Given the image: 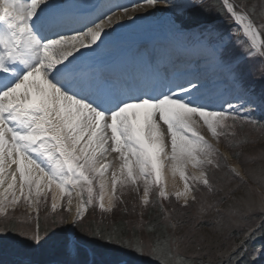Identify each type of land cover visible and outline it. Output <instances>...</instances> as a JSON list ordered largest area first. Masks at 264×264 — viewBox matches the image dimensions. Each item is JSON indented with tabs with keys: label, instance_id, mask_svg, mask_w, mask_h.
I'll list each match as a JSON object with an SVG mask.
<instances>
[{
	"label": "snow or ice",
	"instance_id": "snow-or-ice-1",
	"mask_svg": "<svg viewBox=\"0 0 264 264\" xmlns=\"http://www.w3.org/2000/svg\"><path fill=\"white\" fill-rule=\"evenodd\" d=\"M203 5L204 0H132L117 5V11L100 13L73 27V9L61 0H0V235L19 236L39 247L57 236L59 227L63 233L59 243L73 255H96L101 242L114 246L118 258L99 264H145L144 258L152 264H197L202 239L194 231L176 234L186 223L180 219L183 213L175 206L169 210L149 199L153 192L159 198H169L159 186L163 162H169L173 176L178 172L185 181L183 191L174 194L179 207L199 203L197 216L202 217L216 204L198 202V193H223L216 202L223 203L246 184L242 165L230 164V157L218 145L223 142L235 149L247 143L237 139L238 123L241 127L244 123L260 125L264 130V116L256 119L253 115L256 110L264 112V90L256 95L246 85L243 68L244 60L255 54L261 58L257 71L264 76V23L257 24L254 11L243 2L220 0L219 12L227 15L234 30L226 33L227 40L224 36L214 39L210 27L197 19ZM142 10L148 15L165 13L173 38L189 37L207 50L237 92L236 102L225 100L223 105L211 107L205 102L198 77L183 82L162 78L147 61L143 70L131 74H125L120 66L108 70L94 66L88 53L99 55L97 50L105 44L108 30H115L125 17L140 18L129 13ZM241 33L247 38L246 47L240 43ZM233 42L239 52L232 51ZM205 127L210 137L199 130ZM111 153L118 154L120 175L112 172L105 207L109 164L100 161ZM231 158L239 162L240 153L233 152ZM189 166L195 170L193 184L186 176ZM218 172L223 173L221 178L228 187L217 186ZM247 174L259 185L258 199L253 196L255 190L247 188L228 212L230 217L247 218L258 210L259 220L228 250L218 253L226 257L221 264H240L248 251L247 242L264 228V168L258 175L251 170ZM118 181L121 188L131 185L137 193L138 182L143 181L141 204L158 205L162 217L148 224V239L138 235V230L145 228L143 212L130 234L84 226L87 205L99 200V208L111 212L115 201L124 203L116 195ZM233 181L236 187H231ZM95 184L99 191L94 194ZM53 185L59 189V199L52 196V213L60 200L66 199L63 211L71 214L73 190L81 197L70 228L63 227L67 220L62 213L45 216L43 234L38 214L34 228L22 226L10 214L9 209L21 198L32 208L46 202L45 189L51 192ZM85 191L86 199L82 198ZM123 211L127 213V207ZM187 248L195 250L191 256L183 254ZM259 255H264V244L252 250L250 259L254 261Z\"/></svg>",
	"mask_w": 264,
	"mask_h": 264
},
{
	"label": "rangeland",
	"instance_id": "rangeland-1",
	"mask_svg": "<svg viewBox=\"0 0 264 264\" xmlns=\"http://www.w3.org/2000/svg\"><path fill=\"white\" fill-rule=\"evenodd\" d=\"M235 2L237 4L243 2L246 6L248 5V2L251 3L247 7L248 8L254 7L256 15L258 16L260 23H264V0H235ZM158 28L159 27H156L155 29H158ZM226 30L230 31V27H227ZM262 31H264V29H262ZM243 46L246 47L247 43L244 44ZM230 47L232 48L233 52H239V50H240L238 47H236L235 42H233L230 45ZM226 57L228 58L227 52H226ZM255 62L256 61L246 62L243 65V68L245 70V75H247V76L252 75L251 81L256 80L258 78L257 75L262 76L261 73L259 71H257L258 63L256 62V64H255ZM219 73H220V76H219L220 80H222V79L226 80V76L224 74H222L220 70H219ZM204 79H207V77H205ZM222 86H223V88H225V90L220 92L221 96H219L218 98L216 97L217 100L215 101L216 103H218L219 106H221L223 104V101L231 100L228 98L230 96H232L234 93L233 88L231 87V85L229 83L222 84ZM247 129L248 130L241 129L240 127L235 128V131L237 133V139L240 141H245V140L247 141V143H243L240 147L233 149L231 147L226 146V144L223 142H221L218 145V147L221 151L227 152V154L230 157L229 160H231L230 161L231 164L236 165V166L238 165L239 167L242 165V169H243L242 174L244 175L246 184L244 186L240 187V189L238 191H236L232 196L225 199L223 203H216L221 199V197L223 196V193H219V192L208 193L206 191L202 192V193H198L197 194L198 202L205 203V206L207 204H214V203L216 204V207L212 211H209L208 213H206L202 217L197 216V209L199 207V203L191 204L190 207L183 208V209H181L179 207V204L176 201V198L174 195L175 193L172 192L171 190L168 191V189L165 186V180H164L165 167L164 168L162 167L161 180H162L163 184L160 183V185H161L160 187H163L165 192L169 194V198L168 199L161 198L159 200V202L162 203L163 205L165 204L164 207L169 209V210L171 209V207L175 206L177 208V212L183 213V215L180 216V219L186 221V223L184 224L182 229H177V234H180L181 232L194 231L196 236L198 238L202 239V241H203V246H202L203 251L200 253V255H199L200 257H204V258H208V259H214V260L217 258H222L221 256H219L218 253L221 251L228 250L230 248V246L235 243L234 238H230V237H232V235H229L230 232L238 231L240 233H243L244 230L246 228H248L249 225L254 226L258 222L257 221L259 218L258 210H257V212L249 215L247 218L230 217L229 212H228L229 206L236 204L237 198L243 197L245 195L247 188H252L253 190H255L253 192L254 198L258 199V195H259L260 189H259L258 183L256 181H254L247 173L249 170H251V171H254L258 175L260 169L264 168V130H262V129L253 130V128H251V127L247 128ZM199 130L206 137H210V134L207 132L206 127L201 128ZM212 142L215 143V141H212ZM233 152H239L240 153V161L239 162L237 160L231 158V154ZM111 171L113 172L114 170L109 167L108 172L111 173ZM193 171H195V170L192 169L191 166H189L186 170V176L189 178L188 182L190 184L194 183V181L191 180V174L193 173ZM117 175L119 177L120 174H117ZM216 175H217V181H216L217 186L218 187L219 186L228 187L225 180H223L221 178L223 176V173L218 172ZM111 177H112V174H111ZM138 183H139L140 189L142 191L141 192V196H142V194H143V181H139ZM236 183H237L236 181H233L231 187H236ZM54 186L55 185H53L52 187L54 188ZM131 189H132V186L128 185V186L123 187L120 190L121 194L123 195V197L127 201L126 207H128L129 212L124 213V214H121V213L118 214V218L122 217V219H124L125 222L128 223V226L130 228L133 227V225L138 224V222L140 220V213L141 212H143V220L146 223V220H147V219H145L146 213H147L148 209L153 206L152 204H149L147 206L142 207L141 203H140L139 193L134 194L131 191ZM45 192L46 193L48 192L47 189H45ZM155 196H156L155 192L150 194V197H149L150 201H152V199L155 200ZM136 198H137V201H135ZM41 200L44 201L43 196L41 197ZM161 200L165 201V203H163ZM18 204L20 205V202ZM46 204H47V202L41 203L39 205V208L41 207L40 210L45 209ZM23 205L28 206L26 203ZM105 207H107V205H105ZM29 208H31V207H29ZM133 208H135L134 211H133ZM130 209H132V210H130ZM23 211L24 212H22V211L16 212L15 217L17 219V222H19L24 227L31 226L34 228L36 226V224H34V220H32L29 217L34 216L36 214V212L33 214H27L28 212H25V209ZM100 212L103 213V216L100 217L99 215H94L93 212H90V215L88 218L97 219V220L102 218L103 220L107 221L108 223H112L114 221V219L116 218L115 214H113L114 211L107 212L108 214L102 210H100ZM64 215H65V213H64ZM68 218H69V214L67 213L66 219L68 220ZM233 220H235V223H233ZM206 222H210V223L214 222L215 224H213V225H215L216 229H215V227H211V226L203 227V225ZM41 223H43V225L46 223L45 218H44V220L43 219L41 220ZM138 235H141L145 239H148L144 230L142 232L138 230ZM194 251L195 250L192 248H187V249L183 250V253L187 254L188 256H191ZM33 253H34L33 255H35V258L38 260H43V258L45 257V254H44L41 246H39V247L34 246ZM69 256L71 258H76L78 256L81 257V254L80 255H73L71 253L65 252L64 257L69 258ZM262 258L264 259V255H262ZM144 259H145V263H149L148 258H144Z\"/></svg>",
	"mask_w": 264,
	"mask_h": 264
},
{
	"label": "bare ground",
	"instance_id": "bare-ground-1",
	"mask_svg": "<svg viewBox=\"0 0 264 264\" xmlns=\"http://www.w3.org/2000/svg\"><path fill=\"white\" fill-rule=\"evenodd\" d=\"M66 1H69V0H66ZM77 1L81 5L83 4L86 5V7H82V9H85V8L94 9L95 8V4L92 3V0H77ZM61 2L65 3V0H61ZM112 7L113 6L109 5L106 8V5H103V6H100L96 10V12H99L100 10L104 12L103 8H106V13L110 14V10L113 11ZM148 11H152V10H148ZM164 14L165 13L163 12H157L155 15H148V12L143 11V10L141 12H131L130 11L129 15L140 17V18L134 19V20H128V18L125 17L124 20L120 23V25L115 28V30L109 29L108 30L109 35L104 38L105 44L103 45L102 49L97 50V52L108 53L112 49L113 42H123V41L129 40L131 34L127 32H131L135 29L144 27L146 25H150L153 23L152 22L153 19L156 21V23L163 22L162 16ZM147 47L150 50L151 54L157 55L158 57H160V60L164 62L163 66L165 67L166 65V68H169V69H172L173 65H176V64H173V63H176V61L174 60L175 59L174 57L178 56V53L181 54L182 52L181 46L176 41H170V42H162V41L157 42L156 41L154 43L147 42ZM82 52H87V50H82ZM199 54L200 56L196 57V55L198 56V53L196 51L187 50L186 53L184 54V55H187L186 60H188V58L190 57L197 58V59H194V62L192 65L188 63L189 61H186L187 63L184 62L183 64H181V66L176 65L175 68L182 67V70L181 71L179 70L178 73L175 72V75L179 76L180 74H183L184 75L183 80H186V79H191V78L196 77L195 74L199 72H202V75H207L210 69L215 68V65H213V61L208 51H205L203 49L202 52L201 50L199 51ZM76 55L78 57L80 56L79 53H77ZM205 64L207 65V67L205 66ZM188 73H191L190 77ZM215 78L216 76L212 75L211 80L208 82L212 84H209V85H215L217 83V82H214ZM106 157H107L106 160H101L102 161L101 163H108L109 167L114 170L113 172L120 174L119 173L120 160L118 159V154L116 153L106 154ZM164 162H163V168L165 167L164 180H165L166 188L168 189V191L171 190L174 193L176 191H183L185 181L180 178L178 172L176 173L175 176H173L171 168L169 166V162L167 161H164ZM237 167L239 166L237 165ZM13 168H15V165H13ZM111 174H112V171L111 173H106L105 175V179L108 181V191L105 194L104 201H103L105 205H108V195L111 194ZM53 195H56L57 198L59 199V189L56 188V186H54L53 188ZM79 201H80V197H76L75 190H73V203L71 206L72 213L70 214V218L67 221L68 228L71 227L72 217L75 214L76 205L77 203H79Z\"/></svg>",
	"mask_w": 264,
	"mask_h": 264
},
{
	"label": "trees",
	"instance_id": "trees-1",
	"mask_svg": "<svg viewBox=\"0 0 264 264\" xmlns=\"http://www.w3.org/2000/svg\"><path fill=\"white\" fill-rule=\"evenodd\" d=\"M251 4L248 2V5ZM218 7L215 9V13L220 14L219 9H220V1L218 0ZM247 5V6H248ZM252 7L248 8L249 10H253L254 11V15H253V19L256 21L257 19V15L255 12L254 7L251 9ZM212 13H205L202 12L201 15H199L197 17L198 20L204 19V18H208L211 16ZM162 217L161 214L158 211H151V213L148 214V220L145 224V228H144V232L146 234V236L149 238V233L147 231V226L149 223H154L158 220V218ZM259 220V218H258ZM257 220V221H258ZM214 222L210 223V222H206L203 227L205 226H211V227H215ZM85 227H93V228H97V229H109V230H113V231H126L129 234L132 231L133 227H129L125 222L123 221H114L111 224H105V223H101V222H97V221H88L85 225ZM255 227V225L253 226ZM210 228V227H209ZM216 229V227H215ZM57 236H53L51 237V239H49L46 243H43L41 245L43 251L45 252V254L50 257V258H56L58 256H61L63 254V248L61 247L59 240L62 237L63 233L60 232L59 228H57ZM52 231H49V235H51ZM240 232L238 231H234V232H230L229 235H232V237L230 238H234V241L237 242L239 236H240ZM264 244V228H261L254 239L249 240L247 242V248L248 251L245 255H243L240 258V264H264V262H262L263 258L262 255H259L256 257V259L253 261L250 259V256L252 254V250L255 249L257 246ZM6 249L10 252V253H20V251L22 250V248H32V245L28 244L27 242L23 241L22 238H16L15 236H11V237H7L6 240ZM184 254V253H183ZM185 256H188L187 254H184ZM96 256L98 258L103 259L104 261H110V260H114L118 258V251L115 250L114 246L112 245H105L102 242L100 244L97 245V254ZM197 264H221L222 259H226L225 258H217V259H208V258H204V257H200L198 256L197 258ZM149 261V260H148ZM145 264H152L151 261H149V263H145Z\"/></svg>",
	"mask_w": 264,
	"mask_h": 264
}]
</instances>
